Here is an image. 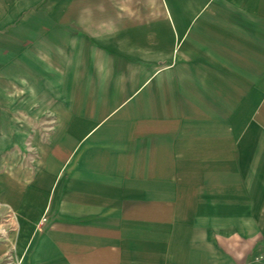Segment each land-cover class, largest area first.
Returning a JSON list of instances; mask_svg holds the SVG:
<instances>
[{"label": "crops", "instance_id": "crops-1", "mask_svg": "<svg viewBox=\"0 0 264 264\" xmlns=\"http://www.w3.org/2000/svg\"><path fill=\"white\" fill-rule=\"evenodd\" d=\"M0 264H264V0H0Z\"/></svg>", "mask_w": 264, "mask_h": 264}]
</instances>
